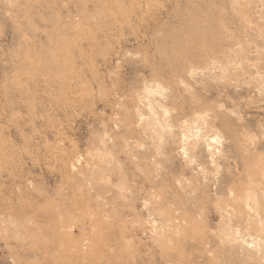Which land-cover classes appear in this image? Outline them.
<instances>
[{
  "label": "rangeland",
  "instance_id": "374dc122",
  "mask_svg": "<svg viewBox=\"0 0 264 264\" xmlns=\"http://www.w3.org/2000/svg\"><path fill=\"white\" fill-rule=\"evenodd\" d=\"M0 264H264V0H0Z\"/></svg>",
  "mask_w": 264,
  "mask_h": 264
},
{
  "label": "bare ground",
  "instance_id": "6f19581e",
  "mask_svg": "<svg viewBox=\"0 0 264 264\" xmlns=\"http://www.w3.org/2000/svg\"><path fill=\"white\" fill-rule=\"evenodd\" d=\"M186 52L189 54H192V51L190 49H187V48H186Z\"/></svg>",
  "mask_w": 264,
  "mask_h": 264
}]
</instances>
